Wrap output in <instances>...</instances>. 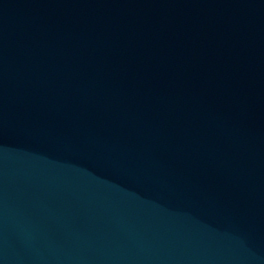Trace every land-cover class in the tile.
<instances>
[{"label": "water", "instance_id": "1", "mask_svg": "<svg viewBox=\"0 0 264 264\" xmlns=\"http://www.w3.org/2000/svg\"><path fill=\"white\" fill-rule=\"evenodd\" d=\"M0 264H264V0H0Z\"/></svg>", "mask_w": 264, "mask_h": 264}]
</instances>
